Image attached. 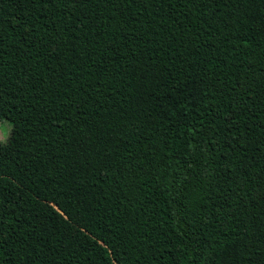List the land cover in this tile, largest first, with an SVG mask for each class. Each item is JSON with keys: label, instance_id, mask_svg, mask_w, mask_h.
Instances as JSON below:
<instances>
[{"label": "trees", "instance_id": "16d2710c", "mask_svg": "<svg viewBox=\"0 0 264 264\" xmlns=\"http://www.w3.org/2000/svg\"><path fill=\"white\" fill-rule=\"evenodd\" d=\"M0 264H264V0H0Z\"/></svg>", "mask_w": 264, "mask_h": 264}, {"label": "rangeland", "instance_id": "374dc122", "mask_svg": "<svg viewBox=\"0 0 264 264\" xmlns=\"http://www.w3.org/2000/svg\"><path fill=\"white\" fill-rule=\"evenodd\" d=\"M12 136V126L7 121L0 123V142L3 146H7Z\"/></svg>", "mask_w": 264, "mask_h": 264}]
</instances>
